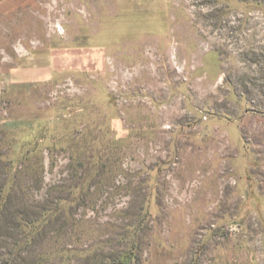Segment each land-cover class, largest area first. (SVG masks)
<instances>
[{
    "label": "rangeland",
    "instance_id": "obj_1",
    "mask_svg": "<svg viewBox=\"0 0 264 264\" xmlns=\"http://www.w3.org/2000/svg\"><path fill=\"white\" fill-rule=\"evenodd\" d=\"M27 64L51 76L0 83V187L49 214L28 254L264 264V0H26L0 68Z\"/></svg>",
    "mask_w": 264,
    "mask_h": 264
},
{
    "label": "trees",
    "instance_id": "obj_2",
    "mask_svg": "<svg viewBox=\"0 0 264 264\" xmlns=\"http://www.w3.org/2000/svg\"><path fill=\"white\" fill-rule=\"evenodd\" d=\"M5 200H10V197H4L2 195V188L0 187V248L3 249L1 245L3 242V228L5 225L7 231L13 230L19 233V238L13 241L10 245V250L7 252L10 255L11 251H15L14 258L11 261L12 264H46L52 259V253L38 254L37 256L28 253L32 251L35 238H39L44 234L45 229L48 227L49 214L45 212V210H42L37 212L35 218L26 220L27 216L26 219L21 218V213L18 210L11 209L6 212V209L1 205ZM43 226L44 229H42ZM131 257V253L128 252L117 259H113L111 264H127ZM6 261L9 264V261ZM0 264H4V261L0 260ZM52 264L55 263L52 262ZM56 264H65V262L62 260Z\"/></svg>",
    "mask_w": 264,
    "mask_h": 264
},
{
    "label": "crops",
    "instance_id": "obj_3",
    "mask_svg": "<svg viewBox=\"0 0 264 264\" xmlns=\"http://www.w3.org/2000/svg\"><path fill=\"white\" fill-rule=\"evenodd\" d=\"M25 1L26 0L1 1L0 12H3V14L10 12ZM4 34H6V32H4ZM47 67L46 65L32 67L27 64L24 67H20L19 65L18 67H13L8 70L0 68V83H4L7 88H20L25 84L46 82L51 76L50 72L47 71Z\"/></svg>",
    "mask_w": 264,
    "mask_h": 264
}]
</instances>
